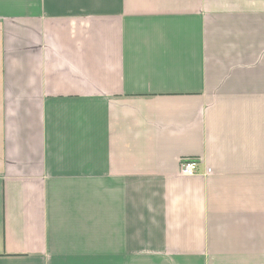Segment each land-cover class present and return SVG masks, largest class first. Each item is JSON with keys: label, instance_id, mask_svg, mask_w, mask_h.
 <instances>
[{"label": "crops", "instance_id": "obj_1", "mask_svg": "<svg viewBox=\"0 0 264 264\" xmlns=\"http://www.w3.org/2000/svg\"><path fill=\"white\" fill-rule=\"evenodd\" d=\"M0 264H264V0H0Z\"/></svg>", "mask_w": 264, "mask_h": 264}, {"label": "built area", "instance_id": "obj_2", "mask_svg": "<svg viewBox=\"0 0 264 264\" xmlns=\"http://www.w3.org/2000/svg\"><path fill=\"white\" fill-rule=\"evenodd\" d=\"M196 171V165L194 163H187L183 166L182 174L185 176H193Z\"/></svg>", "mask_w": 264, "mask_h": 264}, {"label": "bare ground", "instance_id": "obj_3", "mask_svg": "<svg viewBox=\"0 0 264 264\" xmlns=\"http://www.w3.org/2000/svg\"><path fill=\"white\" fill-rule=\"evenodd\" d=\"M187 163H194L196 165V171H195V174L193 176H195L198 172H199V162L196 161V160H193V159H186L184 160L182 163H181V166H180V174L182 176H185L182 174V169H183V166ZM185 177H191V176H185Z\"/></svg>", "mask_w": 264, "mask_h": 264}]
</instances>
